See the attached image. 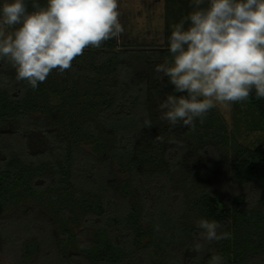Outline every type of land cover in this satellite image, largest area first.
<instances>
[{"label":"trees","instance_id":"obj_1","mask_svg":"<svg viewBox=\"0 0 264 264\" xmlns=\"http://www.w3.org/2000/svg\"><path fill=\"white\" fill-rule=\"evenodd\" d=\"M5 2L0 0V7ZM38 2L41 6L47 4V0ZM26 3L28 10L33 11L32 0ZM115 47L113 38L99 48H86L91 53L90 76L99 75L105 68L114 69L115 81L109 88L113 98L99 106L95 120L88 118L79 124L70 114L56 117L52 126L63 130L62 133L41 120L32 121L33 113L40 110L41 103L35 102L39 87L33 90L26 81L17 82L9 73L6 59L0 60V212L26 202L39 203L48 196L51 206L60 211L57 216L62 219L66 233V239L60 243L67 246L76 239L67 226V217L70 210L78 208L84 223L97 229L92 242L82 247L89 264H148L150 254L157 256V250L170 258L172 264H208L213 254L222 255L225 264H264V139L254 146L232 145L230 178L235 185L248 188L249 197H224L216 186L200 187L199 199L192 209L197 218L215 219L222 225L219 231L231 233L230 239L202 241L201 230L185 224L182 191L172 189L169 184L170 172L185 160L186 154L180 149L183 135L193 129L179 128L177 124L162 131L151 110L153 105L148 102L150 96L169 91L170 85L164 81L151 84L145 74L136 79L126 63L119 61L122 55L113 51ZM159 56L171 60L168 51H160ZM78 71L72 65L61 73L70 86L69 96L76 92ZM246 102L264 125V99H257L253 90ZM47 108L43 120L51 118ZM62 110V106L58 108L59 112ZM145 119L151 120V128L143 126ZM204 122L212 123V115ZM196 125L200 127L199 120L195 128ZM7 127L9 132L4 131ZM101 128L112 146L105 157H95L80 145L82 141L90 142L96 149H103L98 136ZM157 135L165 136L163 141H157ZM170 136L177 139V145H167L166 138ZM199 138L200 151L205 156L216 155L214 143L207 137ZM114 163L127 175L123 191L128 192L130 186L136 188L141 207L129 203L124 208V201L107 185V171ZM148 164L154 166L153 172L147 171ZM38 223L31 226L43 230V224ZM10 227L9 221L0 218L4 244L22 238L18 233H9ZM197 242L204 245L200 252L193 250ZM137 243L143 244L142 250H137ZM42 245L32 240L24 251L32 256ZM46 254L52 252L47 250ZM62 257L64 264H76V258L65 251Z\"/></svg>","mask_w":264,"mask_h":264},{"label":"rangeland","instance_id":"obj_2","mask_svg":"<svg viewBox=\"0 0 264 264\" xmlns=\"http://www.w3.org/2000/svg\"><path fill=\"white\" fill-rule=\"evenodd\" d=\"M192 10V0H118L119 22L124 28V32L119 38H115L116 47L113 51L122 55L119 61L126 63L132 76L140 79V75L145 74L151 84L162 81L168 83V78L164 77L163 73L155 71L156 65L164 62V58L161 59L159 52H169L168 38L174 25ZM90 55V51L85 49L83 55L72 61V65L76 66L79 71L75 76L74 89L76 92L71 96H69L70 86L64 81L65 77L59 69H53L44 82H39L40 93L35 102L41 103V105L39 106L40 110L33 113L32 121L41 120L45 125L52 126L56 123V117L63 118L66 114H70L79 124H83L89 119H96L99 106H104L109 98H113L109 88L114 84L115 74L114 69L109 71L105 68L99 75L90 76L92 69ZM6 63H8L9 73L15 78V69L7 60ZM169 85V91L165 89L160 95L150 96L148 102L149 106L153 105L151 110L155 112L163 132L174 127L169 122L160 119L159 105L164 102L168 94H180L174 93V86ZM45 106L48 107L46 111H50L48 113L51 116V118L48 117L49 120L42 118ZM61 106L63 112L58 111ZM209 115H212V123H200V127L197 128L196 125L197 129L183 135V145L180 146V149H182L183 155L186 154L184 155L185 160L183 159L182 163L179 162L169 175L171 188L182 191L183 209L186 211L184 221L190 228H198L196 221L199 219L192 209H195L193 203L199 199L200 187L216 186L220 189L219 195L224 197L232 195L249 197L251 195L248 188L237 186L231 181L230 161L234 154L232 145L235 143L242 146H254L258 141L264 139V125L258 114L249 107L246 101L217 104L206 118ZM64 121L68 126V120L64 118ZM96 126H99L98 123ZM50 128L61 133L63 131L58 127ZM4 131L9 132L10 128L7 127ZM102 132L103 129L99 130L98 136L101 137L103 149H96L94 144L84 141L80 145L82 149L92 153L95 157H105L112 142L106 139L107 137H104ZM201 136L210 139L211 144L214 143L216 155L205 156L200 151L202 144L199 137ZM166 142L168 146L178 144L174 136L166 138ZM218 142L220 144H216ZM153 167L152 164L146 165L147 171L153 172ZM49 168L46 169L49 170ZM107 173L106 183L111 191L124 201V208L129 203L138 208L141 207V197L136 188L130 186L128 192L123 191L122 186L127 175L115 163L113 166L111 165ZM148 177L152 176L148 175ZM47 197L44 196L39 203L26 202L20 207L0 212V218L11 223L9 233L13 235L18 233L22 237L16 243L4 244L1 236L2 231H0V264H64L62 257L64 251L76 258V264L91 263L83 253L82 247L92 242L97 229L84 223L83 213L78 208L70 210L67 226L76 239L71 244L63 246L60 241L66 239V233L63 230L65 225L58 217L60 211H55L46 199ZM58 205L62 208L61 204ZM33 222L42 223L43 230L35 226L32 227L31 223ZM32 240L37 243L42 242L43 245L40 246L37 253L27 256L24 247ZM142 247V243L136 244L137 250H142ZM47 250H50L52 254H46ZM157 251V256L150 254L148 264H172L170 258L162 254L160 250Z\"/></svg>","mask_w":264,"mask_h":264},{"label":"clouds","instance_id":"obj_3","mask_svg":"<svg viewBox=\"0 0 264 264\" xmlns=\"http://www.w3.org/2000/svg\"><path fill=\"white\" fill-rule=\"evenodd\" d=\"M192 6L168 38L171 60L165 57L155 71L180 93L159 105L160 119L194 130L217 104L247 101L253 90L264 99V0H192ZM32 8L26 0H6L0 7V60L33 90L53 69H70L89 46L99 48L124 32L118 0H47L46 6L32 0ZM143 126L151 128V120ZM196 224L202 241L231 238L215 219ZM203 247L197 242L193 250ZM208 264L225 260L213 254Z\"/></svg>","mask_w":264,"mask_h":264}]
</instances>
